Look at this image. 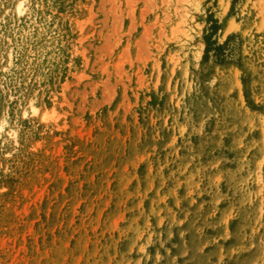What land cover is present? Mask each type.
Masks as SVG:
<instances>
[{
    "label": "rangeland",
    "instance_id": "rangeland-1",
    "mask_svg": "<svg viewBox=\"0 0 264 264\" xmlns=\"http://www.w3.org/2000/svg\"><path fill=\"white\" fill-rule=\"evenodd\" d=\"M20 1L0 264H264V0Z\"/></svg>",
    "mask_w": 264,
    "mask_h": 264
},
{
    "label": "bare ground",
    "instance_id": "bare-ground-1",
    "mask_svg": "<svg viewBox=\"0 0 264 264\" xmlns=\"http://www.w3.org/2000/svg\"><path fill=\"white\" fill-rule=\"evenodd\" d=\"M19 1H20V0H19ZM24 1H25V0H24ZM16 4H17V3H16ZM18 8H20V9L23 8V7H22V1H20V2L18 3ZM18 8H17V9H18Z\"/></svg>",
    "mask_w": 264,
    "mask_h": 264
},
{
    "label": "trees",
    "instance_id": "trees-1",
    "mask_svg": "<svg viewBox=\"0 0 264 264\" xmlns=\"http://www.w3.org/2000/svg\"><path fill=\"white\" fill-rule=\"evenodd\" d=\"M206 42H207V46H206V49H207V47L209 46V42H208V39H206Z\"/></svg>",
    "mask_w": 264,
    "mask_h": 264
}]
</instances>
